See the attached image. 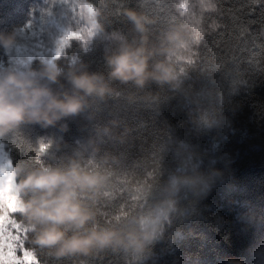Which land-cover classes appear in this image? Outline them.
Instances as JSON below:
<instances>
[{"label":"clouds","instance_id":"obj_1","mask_svg":"<svg viewBox=\"0 0 264 264\" xmlns=\"http://www.w3.org/2000/svg\"><path fill=\"white\" fill-rule=\"evenodd\" d=\"M175 7L185 21L159 35L155 20L128 8V35L117 44L105 42L96 0H34L25 23L0 30V264H45L44 254L88 264L101 253L164 264L165 235L226 184L240 187L242 157H259L264 180V122L257 128L239 96L218 101L187 83L192 61L179 50L199 42L200 21L188 0ZM162 93L171 115L155 139L154 166L128 176L108 150L133 134L120 113L148 108ZM20 140L35 155L14 163L5 148ZM121 198L134 216L105 210ZM9 213L24 228L23 257L4 243ZM234 218L245 243L229 244L212 264H264V185Z\"/></svg>","mask_w":264,"mask_h":264},{"label":"trees","instance_id":"obj_2","mask_svg":"<svg viewBox=\"0 0 264 264\" xmlns=\"http://www.w3.org/2000/svg\"><path fill=\"white\" fill-rule=\"evenodd\" d=\"M179 0H96L108 22V40L117 44L122 35H128L124 12L128 8L155 20L156 35L178 27L185 21L175 5ZM190 12L200 21L199 42L188 40L179 52L192 63L184 64L192 89L211 95L218 101L239 96L240 105H247L257 128L264 122V0H188ZM34 0H0V30L22 25L29 18ZM204 5V7H202ZM211 5V7H207ZM191 34V28L185 29ZM131 37L129 36V39ZM154 39V36H149ZM181 63H184L181 61ZM7 67L5 63L3 65ZM148 108L122 110L121 118L133 129V134L108 146L117 156L113 166L128 176H143L154 166L155 139L160 125L171 115L167 95L149 102ZM13 162L28 160L34 156L32 145L20 140L5 148ZM87 145L81 148L82 158L89 162ZM95 163V161H93ZM259 157L247 155L238 165L240 187L233 190L225 185L214 195L209 205L189 213L187 219L178 223L160 242L164 264H212L223 259L228 245L239 248L245 243L244 233L236 223L235 213L240 211L249 198L259 194L264 185L261 178ZM124 205L121 208V205ZM109 212H127L135 215L132 204L125 198L115 200ZM241 220L246 217L241 216ZM24 233V228L21 226ZM23 233L21 244L23 243ZM45 264H59L46 254L41 256ZM65 264H80L67 261ZM88 264H122L120 256L101 253L93 256Z\"/></svg>","mask_w":264,"mask_h":264},{"label":"rangeland","instance_id":"obj_3","mask_svg":"<svg viewBox=\"0 0 264 264\" xmlns=\"http://www.w3.org/2000/svg\"><path fill=\"white\" fill-rule=\"evenodd\" d=\"M23 230L13 225L7 224L4 243L11 244L13 249L20 247Z\"/></svg>","mask_w":264,"mask_h":264},{"label":"snow or ice","instance_id":"obj_4","mask_svg":"<svg viewBox=\"0 0 264 264\" xmlns=\"http://www.w3.org/2000/svg\"><path fill=\"white\" fill-rule=\"evenodd\" d=\"M11 214L9 213L8 214V224L12 225V221H11ZM27 253H26V246H25V250H21L19 247H17L15 249V255L18 256V257H23L25 256Z\"/></svg>","mask_w":264,"mask_h":264}]
</instances>
